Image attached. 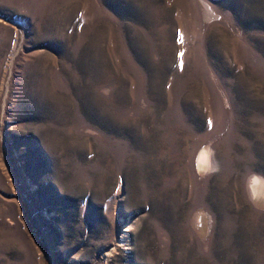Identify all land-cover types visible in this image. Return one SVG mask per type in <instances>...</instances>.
I'll return each instance as SVG.
<instances>
[{"label": "rangeland", "instance_id": "obj_1", "mask_svg": "<svg viewBox=\"0 0 264 264\" xmlns=\"http://www.w3.org/2000/svg\"><path fill=\"white\" fill-rule=\"evenodd\" d=\"M0 264H264V0H0Z\"/></svg>", "mask_w": 264, "mask_h": 264}, {"label": "bare ground", "instance_id": "obj_2", "mask_svg": "<svg viewBox=\"0 0 264 264\" xmlns=\"http://www.w3.org/2000/svg\"><path fill=\"white\" fill-rule=\"evenodd\" d=\"M202 154V153H201ZM204 154V153H203ZM204 156V155H203ZM201 157V156H200ZM205 162V159H204V157H203V160H202V163H201V166L203 165V163ZM259 186H260V182L259 181H256V190L258 189L259 190ZM126 228V227H125ZM124 230H126V229H122V232L124 231ZM123 240V239H122ZM121 239L119 240V242L120 241H122Z\"/></svg>", "mask_w": 264, "mask_h": 264}, {"label": "water", "instance_id": "obj_3", "mask_svg": "<svg viewBox=\"0 0 264 264\" xmlns=\"http://www.w3.org/2000/svg\"><path fill=\"white\" fill-rule=\"evenodd\" d=\"M202 149H204V148H202ZM197 155V154H196ZM195 159H196V157H195ZM204 159H205V149H204ZM194 162H195V160H194ZM204 164V163H203ZM195 165H196V163H195ZM197 166V165H196ZM203 166V165H202ZM198 167V166H197ZM201 167V166H200ZM253 177H256V176H253ZM252 177V178H253ZM251 181V180H250Z\"/></svg>", "mask_w": 264, "mask_h": 264}]
</instances>
